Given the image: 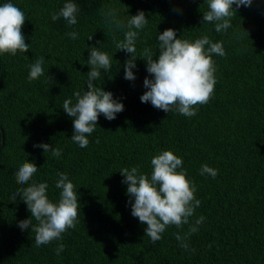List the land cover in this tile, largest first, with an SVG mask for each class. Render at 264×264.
Wrapping results in <instances>:
<instances>
[{
  "label": "trees",
  "instance_id": "16d2710c",
  "mask_svg": "<svg viewBox=\"0 0 264 264\" xmlns=\"http://www.w3.org/2000/svg\"><path fill=\"white\" fill-rule=\"evenodd\" d=\"M8 2L25 13L22 34L30 48L15 56L0 54V264H264V0L241 6L221 33L202 23L207 0H74L81 12L71 27L51 19L67 0ZM109 9L125 21L140 10L148 21L137 30L134 81L124 79L129 54L115 47L123 32L108 26L103 13ZM169 28L181 40L207 35L225 49V56H212V98L197 105L193 117L140 101L143 80L151 79L143 50L150 48L158 59L157 36ZM72 31L76 39L67 35ZM93 46L112 57L111 69L101 70L93 84L111 92L124 110L112 121L100 115L88 146L81 148L70 139L72 118L62 106L66 99L75 103L74 92L88 90ZM41 57L45 74L30 80V65ZM41 143L60 149L61 156L33 147ZM165 150L182 159L201 203L189 225L169 226L153 243L146 224L131 215L120 171L138 166L150 175L151 158ZM25 162L38 168L29 184L47 183L52 202L59 200L57 174H67L80 205L76 227L40 247L31 225L18 227L31 215L27 205L19 194L10 199L28 186L14 175ZM204 164L217 170L215 178L200 174ZM200 216L205 219L198 231L178 241L176 235L183 238ZM32 224L38 222L32 218ZM59 244L64 250L57 255Z\"/></svg>",
  "mask_w": 264,
  "mask_h": 264
},
{
  "label": "clouds",
  "instance_id": "9594fccd",
  "mask_svg": "<svg viewBox=\"0 0 264 264\" xmlns=\"http://www.w3.org/2000/svg\"><path fill=\"white\" fill-rule=\"evenodd\" d=\"M208 11L203 13L202 23L214 24L216 33L227 32L232 26L231 19L236 15V10L241 6H251L253 0H207ZM235 5V9L233 8ZM81 8L74 0H67L58 13H53L51 19L57 21L63 19L71 27L77 24V17ZM103 12V10H102ZM110 28L123 32V39L116 42L117 50H123L129 54L124 63V79L134 81L136 79L133 69L136 68V41L138 31L147 24L143 11L138 10L134 16L122 20L118 18L115 9H109L103 13ZM25 13L12 2L0 5V54H11L29 51L30 44L25 43L22 27L25 23ZM71 39H76L75 31L67 33ZM88 40L92 39L89 35ZM159 41L158 59H153L150 48L143 50V60L146 62V71L151 79L146 76L143 86L146 91L140 96L142 103H150L155 109L165 113L178 112L185 117H193L197 114V105L209 102L214 93L216 84L215 62L213 55L223 57L226 55L222 42H213L204 35L190 42L187 39L177 38L176 31L169 28L158 34ZM99 43V42H97ZM87 64L90 71L87 73V91L81 94L73 93L72 99L63 102V111L72 118L73 135L71 140L81 148L89 144L88 137L95 131L100 115L108 121L116 118L118 113L124 110V105L113 98L111 92L104 91L101 87L94 86L93 82L101 76V70L111 69L112 57L99 51L97 47H89ZM44 58L36 60L30 65L28 78L36 80L45 74L42 66ZM48 81L52 78L48 75ZM99 142L98 140L96 141ZM33 147L42 148L44 153L51 152L53 157H60L61 150L53 148L49 144H34ZM152 171L142 174L138 166L124 168L120 174L124 177L122 183L127 185L126 195L131 205V215L138 218L139 222L146 224L145 235L153 243L161 239V234L169 226L180 229L183 225H189V218L193 217L195 209L200 206V200L194 193L195 185L186 178V171L182 169L183 161L172 151H162L151 158ZM180 169V171H178ZM38 168L34 163L25 162L14 173L17 183L27 187L18 190L10 199H20L27 205L30 217L18 222L21 230L29 228L35 233L36 247L47 245L54 240H60L62 234L68 229L76 227L78 221V194L74 184L68 179L67 174L59 172L55 187L60 190L58 202H52L47 196V183L29 184ZM201 175H209L215 178L216 169L207 164L201 166ZM32 218L38 224L33 226ZM205 217L200 216L190 224L188 232L183 238L178 233V241L187 240L188 236L198 231ZM182 247L188 248L187 243ZM64 250V245L59 244L55 249L57 255Z\"/></svg>",
  "mask_w": 264,
  "mask_h": 264
},
{
  "label": "water",
  "instance_id": "95a60500",
  "mask_svg": "<svg viewBox=\"0 0 264 264\" xmlns=\"http://www.w3.org/2000/svg\"><path fill=\"white\" fill-rule=\"evenodd\" d=\"M9 0H5L3 4L8 3Z\"/></svg>",
  "mask_w": 264,
  "mask_h": 264
}]
</instances>
